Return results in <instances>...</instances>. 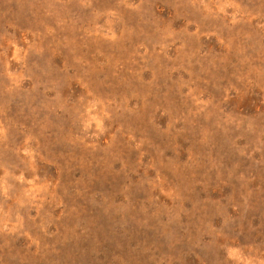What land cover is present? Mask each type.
Returning <instances> with one entry per match:
<instances>
[{
  "label": "rangeland",
  "instance_id": "1",
  "mask_svg": "<svg viewBox=\"0 0 264 264\" xmlns=\"http://www.w3.org/2000/svg\"><path fill=\"white\" fill-rule=\"evenodd\" d=\"M0 264H264V0H0Z\"/></svg>",
  "mask_w": 264,
  "mask_h": 264
}]
</instances>
